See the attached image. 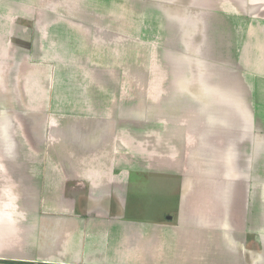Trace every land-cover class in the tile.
<instances>
[{
  "label": "crops",
  "instance_id": "crops-1",
  "mask_svg": "<svg viewBox=\"0 0 264 264\" xmlns=\"http://www.w3.org/2000/svg\"><path fill=\"white\" fill-rule=\"evenodd\" d=\"M150 1L0 0V264H264V148L255 142L264 137V0H245L251 21L243 62L223 77L230 87L213 91L223 103L229 99L220 95L230 94L234 108L242 104L248 115L239 119L237 109L216 100L205 110L206 128L218 129L200 144L208 176L177 179L174 193L144 220L126 216L116 197L78 193L79 178L100 184L111 175L93 166L105 137L89 126L104 132L115 123L124 57L126 66L146 67L137 57L146 49L124 39V17L146 15ZM192 20L200 29L202 19ZM190 33L184 32L188 46L201 47L204 40L200 46V35ZM245 80L248 106L238 98ZM95 107L103 114L94 115ZM68 135L75 146L64 142ZM230 144L232 154L248 156L242 189L236 169L215 163L230 154ZM204 186L212 192L205 195Z\"/></svg>",
  "mask_w": 264,
  "mask_h": 264
},
{
  "label": "rangeland",
  "instance_id": "rangeland-1",
  "mask_svg": "<svg viewBox=\"0 0 264 264\" xmlns=\"http://www.w3.org/2000/svg\"><path fill=\"white\" fill-rule=\"evenodd\" d=\"M177 1L183 7H176L178 10L183 9V12L174 7L173 0H151L146 9L147 14L143 16L141 14L136 16L134 12L127 14L124 10L127 14L124 17V30L126 29L124 39L125 41L130 39V43L133 44L131 46L137 49H146L143 55L136 50L140 53L137 55L139 62L143 61L146 67L140 65L142 69H138L135 66H126L125 62L129 57L127 56L126 60L124 57V78H126L124 101L120 106V112L114 113L111 110L115 123L107 126L104 132L92 127L93 123L89 126V131H94L101 141L105 139L104 152L93 156V160L98 159L93 166L106 172L108 170L111 175L106 176L107 180L100 184L91 181L90 183L82 178L77 180V182L82 181L81 188L78 189L80 196L93 195L98 199L116 197L124 202L126 216L131 219L144 220L153 215V206H156L155 209L160 208L167 197L174 193L177 179L184 184L189 177L202 180V176L207 175L210 165L207 164V157L200 144L204 146L210 143L211 141H205L204 135L209 131L212 135H216L218 129L206 128L205 120L209 113L206 111L211 108L215 100L219 105L224 104L237 109V106L234 108L232 104L230 94L228 97L220 95L223 99H229V102L223 103L213 91L218 87H230L232 83L230 80L229 85L222 84L223 77L232 67H236L237 63L243 62L240 54L248 42L246 28L251 21L249 15L251 12L247 8L246 1ZM136 6L142 7L135 3L134 7ZM195 12L200 16L194 17ZM175 17L181 21L176 23ZM193 18L202 19L200 29L196 30ZM189 31L194 38L196 33L200 35V46L204 40L201 47L198 48L194 44L196 48L192 50L191 46H188L184 32ZM137 57L134 56V62L137 61ZM237 67L239 69V66ZM97 80L95 82H102L99 78ZM215 80H219L218 84ZM245 84L242 87L246 90L238 98L248 106L247 80ZM241 105L237 109L239 119L243 111L242 114L248 115L247 107L243 108ZM95 110L94 115L103 114L97 111L96 107ZM82 114L79 113L80 120L84 119ZM232 116L236 119L234 114ZM225 117L227 118L226 115ZM189 129L195 134L194 139L187 137ZM236 130L240 131L242 128L237 127ZM96 138L98 137H95L93 147L100 148ZM121 138L124 140V148L120 144ZM63 140L70 141L69 146H75L74 138H70L69 135ZM255 142L264 148V137L257 136ZM232 146L233 144H230V154L221 156L222 163L217 161L215 163L217 167L236 169L240 174L237 176L241 186L239 189H242L247 186L248 178L240 169L248 167V156L232 154ZM99 156L101 158H98ZM254 160L255 163L262 162L255 158ZM75 182L70 181V185H74ZM186 183L188 184V181ZM194 183L196 182L193 181ZM208 188L209 186H204V190H207L204 192L205 195L212 192ZM124 230L126 234L129 232ZM228 258L221 261L226 262Z\"/></svg>",
  "mask_w": 264,
  "mask_h": 264
}]
</instances>
